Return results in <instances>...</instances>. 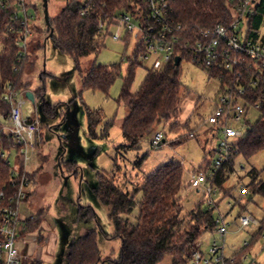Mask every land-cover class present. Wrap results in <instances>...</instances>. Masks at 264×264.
I'll return each mask as SVG.
<instances>
[{
    "label": "trees",
    "instance_id": "1",
    "mask_svg": "<svg viewBox=\"0 0 264 264\" xmlns=\"http://www.w3.org/2000/svg\"><path fill=\"white\" fill-rule=\"evenodd\" d=\"M18 2L19 0L0 2V118L4 119H7L10 112V106L3 100L6 87L13 85L17 89L28 90L27 84L22 80L23 70L28 65L30 57L28 46L27 54L20 62H17L20 50L16 42L19 37L18 30L22 28L18 21L13 20L12 15ZM93 3L94 7L90 15L80 17L79 0H68L55 18H49L46 39L52 42L57 52L71 58L74 69L81 78L83 90L100 91L107 95L119 76L121 64L93 63L89 70H84L81 61L88 56H97L104 49L108 36L107 30L110 28V17L126 3L123 0H93ZM238 5L239 0H174L170 16L173 22L181 25L180 45L175 47V55L164 67L160 69L146 67L143 81L137 91L132 92L135 71L142 65L141 53L144 51L141 44H135L133 57L127 58V72L117 99V103H123L125 107V117L120 123L124 140L122 150L139 148L141 141L161 123L172 121L169 130L179 129L177 119L185 96L180 66L184 60L193 64L185 55L181 45L185 41L192 44L200 39L202 32L212 30L217 25H230L239 12ZM29 7L27 4V11ZM251 9L253 13L242 22L241 30L247 39L257 40L260 39V28L264 22V0L258 3L253 0ZM35 15L37 16L36 9ZM36 16L34 20L37 19ZM100 19L106 21L104 33L98 29ZM50 29L53 33L51 37H48ZM30 30L32 31L31 27ZM131 39L130 35L123 38L126 47ZM176 58L180 59L178 65L175 64ZM197 67L206 72L208 77L217 80V72L202 66ZM44 75L45 73L40 75L42 81ZM218 82L220 88L216 98L221 93L223 85V81ZM34 95L42 106V112L47 116H54L57 105L45 102L44 87H39ZM242 99L247 112L250 106L260 102L259 117L254 124H250L247 120L249 128L243 137L234 143V152L214 176L212 186L217 188L222 198L230 195L231 189L226 188V183L236 172L238 158H243L248 163L255 154L264 152V87H248ZM80 105L86 117L88 136L95 138L94 128L102 120V111L100 109L90 111L82 103ZM189 123L190 120L179 126L182 132L177 131L180 136L172 142L173 144L183 143L196 136ZM109 127L111 123H107L106 128ZM206 131L216 137L212 126H208ZM165 142L163 137L161 144ZM211 165V161H204L200 166V172H205ZM65 166L70 172L74 171V175L77 173L78 167L75 163H68ZM263 171L264 169L257 171L251 168L245 174L249 183L243 185L245 193H240V198L235 201V204L239 206V212L233 224L237 225L239 215L246 213L245 206L240 203L243 196H257L264 200V180L260 178ZM32 177L29 176L31 182H33ZM96 181L92 194L108 208L107 216L114 228L113 238L120 239L118 257L110 261L111 264H158L165 255L171 257V264H190L193 254L200 251L201 236L206 232L216 233L215 210L203 209L198 205L194 210L182 214L180 192L183 188V167L180 162H169L159 166L144 177L141 186H136L131 192L117 186L112 174L97 173ZM188 185L191 187L190 183ZM138 192L141 193V198L136 200ZM135 207L138 209V214L133 224L127 216ZM218 207L219 202L215 203V208L218 209ZM230 212L225 216H229ZM94 218L95 212L91 206L79 207L78 219ZM40 222L34 219L29 223L27 232L37 229ZM97 236L98 231L91 230L71 242L65 257L66 264H105L97 246ZM104 236L109 238L105 234ZM263 236L264 213L257 221V230L252 234L250 243L244 246L239 254L226 258L225 263L240 264V258L249 253L253 244Z\"/></svg>",
    "mask_w": 264,
    "mask_h": 264
},
{
    "label": "rangeland",
    "instance_id": "2",
    "mask_svg": "<svg viewBox=\"0 0 264 264\" xmlns=\"http://www.w3.org/2000/svg\"><path fill=\"white\" fill-rule=\"evenodd\" d=\"M67 1L47 0L48 17L55 18ZM259 1L255 0V3ZM26 3L30 6L28 12L33 17L36 16L35 9L37 10V19L30 25L32 34L28 39L29 66L27 65L22 73V80L27 84L28 90H23L25 94L27 91L34 94L43 86L45 102L57 106L56 114L47 116L42 112L40 102L36 98L35 104L27 100L23 105L26 117L33 115L35 108L40 138L28 161L29 176H33L34 180L36 175L30 186V191L33 192L30 201L32 203H23L20 210L24 215L37 216L40 210L44 214L41 224L43 228L41 236L44 238L42 245L43 253H49V258L43 257V264H66L65 255L70 243L80 238L85 231L91 230L98 231L97 246L101 259L105 264H111L110 261L118 257L120 239L113 238L114 228L107 216L108 208L90 193V188L97 182L96 174H112L117 186L131 192L136 186H141L144 177L159 166L169 162H180L183 167V188L180 192L182 214L194 210L198 205L206 209L205 191L202 188H192L188 184L192 177L200 172V166L204 161L212 162L217 157L215 150L219 137L207 133L209 125L206 119L214 109L220 88L219 82L208 77L206 72L191 62L182 61L181 82L185 88V96L177 119L179 129L169 130L172 121L161 123L141 141L139 148L122 150L124 140L120 122L125 117V107L123 103L118 104L117 99L127 72V58L133 57L135 39L132 38L127 47L107 39L104 49L97 56L84 58L81 61L84 70H89L93 63L105 65L120 63L121 67L119 76L107 95L100 91L83 90L81 78L74 69L71 58L57 52L52 42L46 39L43 0H26ZM121 36L124 37V31L121 32ZM263 38L264 22L260 28V39ZM151 60L150 57L147 62L141 61L142 65L137 67L131 86L132 92L139 88L146 73L145 68L151 67ZM42 73H45L43 81L40 78ZM80 103L90 111L99 109L102 111V120L94 128L95 138L88 136L86 117L83 110L79 109ZM69 106L70 110L79 109L75 125L71 124L72 128L66 123L64 114ZM258 117L257 110L250 109L247 113L250 124H254ZM189 120L192 132H195L196 136L183 143L173 144L172 142L180 136L177 131L182 132L179 126ZM0 121L4 124L6 120L1 117ZM107 123H111V127L106 128ZM235 127L240 129V126ZM71 131L75 133L73 138ZM157 133H161L166 142L152 148L151 140ZM73 139L77 140L79 146L73 143ZM74 147L75 152L72 154ZM15 159V153H10L8 156L10 167L16 163ZM68 163L77 165L75 175L74 171L70 172L66 168L65 164ZM251 168L257 171L264 169V152L255 154L248 163L243 158H238L236 172L226 183V188L231 189L230 195L222 198L218 193L213 197L215 203L219 202L218 210L222 214L226 215L231 211L227 216L230 226L225 235L223 253L227 259L239 254L244 244L250 243L252 234L257 230L255 224L240 230L233 224L239 212V206L235 201L241 196L240 187L249 183L245 174ZM260 178L264 180V171ZM140 198L141 193L138 192L136 200ZM242 198L240 203L245 206V212L252 215L256 221L260 220L264 213V200L250 195ZM81 206H91L95 218L78 219ZM217 212L214 211L216 214ZM137 214L138 209L135 207L127 216L131 223L136 222ZM104 234L109 238L107 239ZM219 239L215 232H206L201 236L200 251L205 257H209V246L214 241H220ZM253 262L264 264V237L253 244L249 253L240 258V264ZM158 264H171V257L165 255Z\"/></svg>",
    "mask_w": 264,
    "mask_h": 264
},
{
    "label": "built area",
    "instance_id": "3",
    "mask_svg": "<svg viewBox=\"0 0 264 264\" xmlns=\"http://www.w3.org/2000/svg\"><path fill=\"white\" fill-rule=\"evenodd\" d=\"M5 1L0 0L1 3ZM123 1L125 6L117 9L110 17L108 37L118 41L130 35L144 49L141 53L142 61L147 62L151 57V67H164L175 55V47L180 45L181 25L173 22L170 16L174 0ZM252 3L253 0H239V12L230 25H217L212 30L202 32L200 39L192 44L185 41L181 45L194 65L217 72V80L223 81L214 109L206 119L219 137L215 150L217 157L209 169L199 172L190 180L192 188H202L205 191L208 210L218 211L213 200L219 193L212 186L214 176L234 152V143L249 128L248 112L242 97L246 95L248 87H264V39H247L241 30L242 22L253 13ZM26 6V0H19L12 15L13 20L18 21L22 28L18 30L19 37L16 42L20 50L17 62L27 54L28 39L32 34L30 25L34 17L29 14ZM93 7V0H79V16H89ZM105 24V20H99L98 29L102 33L105 31ZM112 27L116 31H112ZM3 100L10 106V112L5 123L0 125V264H21L19 244L24 240L29 223L35 219L32 214H22L20 209L27 200L28 189L32 183L29 179L28 161L36 146L35 136L39 131V121L35 108L30 117L24 115L23 105L28 99L23 89L7 86ZM260 107V102H256L248 109L258 111ZM235 125L240 126V129ZM2 137L5 139H1ZM162 140L163 135L157 133L151 140V147H159ZM12 152L16 155V163L10 167L8 156ZM240 193H245L243 186L240 187ZM214 224L220 241H214L209 246L208 258L200 251L195 252L191 264H226L223 255L224 242L230 223L218 211L215 213ZM251 224L257 225L253 217L246 213L239 215L238 230Z\"/></svg>",
    "mask_w": 264,
    "mask_h": 264
},
{
    "label": "crops",
    "instance_id": "4",
    "mask_svg": "<svg viewBox=\"0 0 264 264\" xmlns=\"http://www.w3.org/2000/svg\"><path fill=\"white\" fill-rule=\"evenodd\" d=\"M112 31H116V28L112 27L111 28ZM107 39H110L112 40L113 42L115 43H121V44H124L125 45V42L124 40H113L111 37H106V40ZM105 40V41H106ZM97 65H105V64H97ZM70 107V106H69ZM71 109V108H70ZM81 111L83 110L81 107L79 108ZM76 108V113H75V117L77 116V113H78V110ZM37 110V109H36ZM84 113V112H83ZM65 114V113H64ZM122 121V120H121ZM121 123V122H120ZM72 128L71 125H68ZM74 129V128H73ZM75 136L74 134V131H71V137L73 138ZM35 140L38 141L36 142L35 141V144L37 147V144L39 143V138H40V132H38L35 136ZM73 143L74 144H77L79 146V143L77 142L76 139H73ZM77 147V146H76ZM75 152V147L72 151V154ZM91 153V152H90ZM35 174V173H34ZM36 177V175H35ZM35 177H34V180H35ZM33 180V181H34ZM97 182L90 188V193L92 196H94L92 194V188H94L96 186ZM33 192L30 191V188L28 189V199L24 202V204L26 203H32L30 202L31 201V194ZM95 197V196H94ZM23 204V205H24ZM22 205V206H23ZM43 212L40 210V213L37 214V216H35V219L37 220H40L41 222L39 223L38 225V228L33 230V231H29L25 234L24 236V240L22 241V243L19 244V250H20V253H19V260H20V263L21 264H30L32 262H37L39 264H43V257H46V258H49V253H43V241H44V238L41 236V232L43 230V228L41 227V224H42V220H43ZM86 232V231H85ZM84 232V233H85ZM67 254V253H66ZM66 257V255H65Z\"/></svg>",
    "mask_w": 264,
    "mask_h": 264
},
{
    "label": "water",
    "instance_id": "5",
    "mask_svg": "<svg viewBox=\"0 0 264 264\" xmlns=\"http://www.w3.org/2000/svg\"><path fill=\"white\" fill-rule=\"evenodd\" d=\"M43 14H44L45 25H46V27H48L49 17H48L47 0H43ZM52 33H53V31L50 29L48 37H51ZM179 62H180V59L176 58L175 64L178 65ZM25 96L32 104H35V97H34L33 92L27 91ZM75 113H76V108H74L73 110H70V107H67V110L65 113V121L68 125H71L72 123L75 125Z\"/></svg>",
    "mask_w": 264,
    "mask_h": 264
},
{
    "label": "flooded vegetation",
    "instance_id": "6",
    "mask_svg": "<svg viewBox=\"0 0 264 264\" xmlns=\"http://www.w3.org/2000/svg\"><path fill=\"white\" fill-rule=\"evenodd\" d=\"M40 106H41V104H40ZM42 107V106H41ZM56 114V113H55Z\"/></svg>",
    "mask_w": 264,
    "mask_h": 264
}]
</instances>
